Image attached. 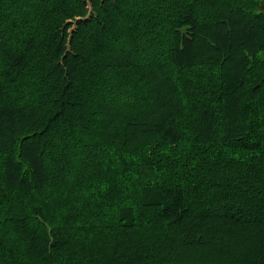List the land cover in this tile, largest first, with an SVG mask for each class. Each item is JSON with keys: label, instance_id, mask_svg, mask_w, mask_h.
<instances>
[{"label": "trees", "instance_id": "1", "mask_svg": "<svg viewBox=\"0 0 264 264\" xmlns=\"http://www.w3.org/2000/svg\"><path fill=\"white\" fill-rule=\"evenodd\" d=\"M0 264H264V0H0Z\"/></svg>", "mask_w": 264, "mask_h": 264}]
</instances>
